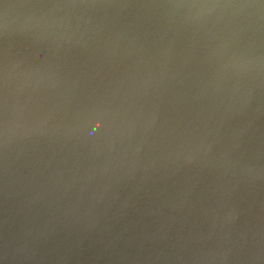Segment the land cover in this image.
Listing matches in <instances>:
<instances>
[{"label": "water", "instance_id": "1", "mask_svg": "<svg viewBox=\"0 0 264 264\" xmlns=\"http://www.w3.org/2000/svg\"><path fill=\"white\" fill-rule=\"evenodd\" d=\"M0 264H264V0H0Z\"/></svg>", "mask_w": 264, "mask_h": 264}]
</instances>
